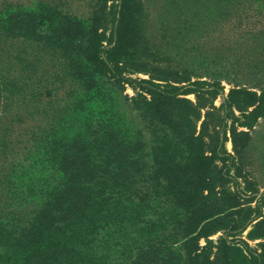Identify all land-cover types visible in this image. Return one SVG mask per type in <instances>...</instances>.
<instances>
[{
	"label": "rangeland",
	"instance_id": "1",
	"mask_svg": "<svg viewBox=\"0 0 264 264\" xmlns=\"http://www.w3.org/2000/svg\"><path fill=\"white\" fill-rule=\"evenodd\" d=\"M11 1L32 3L36 0ZM51 1L59 3L64 11L77 19V30L100 33L103 39L100 43L105 49L114 44L111 29L113 18L118 16L117 1ZM136 2L138 5L131 11L137 18L126 19L123 24L138 30L142 49L139 56L130 57L129 61L140 58L139 62L176 73L180 71L190 78V82H203L204 88L218 85L216 87L221 91L213 100L199 101L203 107H197L200 118L194 121L195 135L200 131L204 133L205 155L214 156L212 149L218 145L233 155V159L225 164L223 175L221 171L216 172L223 166L222 162L218 158L209 161L208 184L213 187L209 193L206 186L194 182L193 172L201 165L191 153L189 138L176 134L143 108L137 97L140 93L138 85L134 89L121 82L112 84L110 74L98 75L93 66L84 71L89 83H84L88 88L85 90L82 86L83 92L79 97L73 94L78 89L76 83L60 86L59 82L56 83L59 87L53 99L56 106L63 108L66 104L67 113H70L82 104L92 120H98L105 131H111L110 135L85 133V137L96 136V139L87 138L84 165L73 166V171L86 181L87 192L99 206L89 203L79 217L77 237L88 233L82 251L93 257L119 259V264H225L218 256L217 239L230 228V223L216 221L218 206L210 202L216 191L225 190L253 196L250 201L239 199L241 208L230 211L243 209L240 215L233 216L243 218V231H228L229 236L225 237L229 242H236L237 246L242 240L244 253L252 257L262 252L264 241V238L254 237L259 232L249 237L253 225L261 218H255L257 197L264 194V108L247 127L239 125L244 121L240 111L222 104L235 84L257 94L264 85V0ZM75 41L83 45L84 38L78 33ZM62 53L54 46L43 45L39 49L41 58L55 61L56 67L63 59ZM79 71L83 73L81 68ZM122 73L131 79H147L150 75L144 70L128 68H124ZM156 82L165 84L164 81ZM171 84L180 86L184 83ZM142 94L149 99L148 94ZM183 96L196 103L195 93ZM253 108L248 107L245 113ZM207 112L210 114L205 117ZM80 120L76 116L72 127H77ZM33 122L28 124L36 125L39 118ZM45 126L48 129L49 124L42 119L41 127ZM234 126L237 131L248 133L245 148L238 155L234 154L231 141L230 129ZM214 131L218 133L213 134ZM79 134L77 130L72 132V142L83 139ZM26 138L24 135L22 139ZM34 159L20 163L16 180L9 176L8 171L0 174V220L13 217L26 223L33 211L37 212L46 202L38 189L42 183L52 179V170L37 160L31 162ZM105 165L120 169L109 174ZM178 174H182V180L176 178ZM73 177L75 181L69 187L78 189L83 180ZM8 181L21 182L22 186L15 192L11 187L13 184H8ZM98 191L104 193L102 204H99ZM205 196H211L209 201ZM201 199L204 205L195 206L194 201ZM261 209L264 214V208ZM99 211L105 215L101 223L103 216ZM115 211L119 216L113 222L111 216ZM205 217L206 220L196 226ZM186 239L189 240L183 242ZM121 241L128 247L125 246V251L118 255L116 249L122 248L118 246ZM201 249L203 253H200Z\"/></svg>",
	"mask_w": 264,
	"mask_h": 264
},
{
	"label": "trees",
	"instance_id": "2",
	"mask_svg": "<svg viewBox=\"0 0 264 264\" xmlns=\"http://www.w3.org/2000/svg\"><path fill=\"white\" fill-rule=\"evenodd\" d=\"M114 1H117L115 6L118 8V16L113 18L111 29L114 44L105 49L100 43L103 41L101 34L96 31L84 33L77 30V19L64 11L65 8L59 3L51 0H36L32 3L0 0V174L8 171L9 176L16 180L19 177L20 163L30 162L33 158L35 159L31 162L37 160L52 170V179L42 183L38 189L40 195L46 198V202L37 212L33 211L26 223H21L13 217L0 220V264H119V259L107 260L106 257L96 255L93 257L82 251V244L86 241L88 233L78 238L76 228L80 224L79 217H82L89 203L97 206L98 203L90 196V192H87L86 181L73 171V166L84 165L87 138L96 137H85V133L110 135L111 131H105L98 120H92V116L85 112L82 104L67 113L66 104L61 108L53 101L59 88L56 85L58 82L59 86L68 82L76 83L78 89L73 94L79 97L83 92L82 86L85 90L88 88L84 84L89 83L84 72L88 66H93L98 75L110 74L112 84L121 82L133 86L134 89L135 85H138L140 93L137 97L142 101L143 108H147L157 120L176 134H184L189 138L191 149L196 152L191 153L201 165L193 172L194 182L206 186L209 193L213 190L208 184L209 161L218 158L223 166L216 172L221 171L223 175L222 169L227 166L225 164L229 159H233V155L218 145L212 149L214 156L205 155V144L202 141L204 133L200 131L195 135L194 121L200 118L197 107H203L199 101H206L208 98L213 100L221 88L216 87V84L204 88L203 82H190V78L180 71L176 73L152 66L150 63L139 62L140 58L129 61L130 57L139 56L142 40L138 30L124 26L123 21L137 18L131 10L136 8L138 3L136 0ZM78 33L84 38L83 45L75 41V35ZM40 45L54 46L63 52L60 55L63 59L59 60L58 67L55 66V61L41 58ZM83 55L85 58H80ZM146 66L152 67L149 69ZM80 68L83 73L79 71ZM124 68L133 71L144 70L150 75L147 79H131L122 73ZM155 80L164 81L165 84ZM171 82L184 84L177 86ZM235 86L223 98L222 105L235 107L240 111L244 121L239 125L249 127L250 122L259 116L264 108V85L260 87L259 94L247 87L238 84ZM142 93L148 94L149 99ZM188 93H195V104L183 96ZM250 106L254 108L245 113ZM208 114L210 113L207 112L205 117ZM76 116L81 120L77 127L73 128L72 121ZM38 118L36 125L28 124L34 123ZM42 119L48 122V129L46 126L41 127ZM75 130L83 138L77 143L71 139ZM230 132L234 154L238 155L245 148L248 133L237 131L235 126L231 127ZM215 133L218 132L214 131L213 134ZM24 135L26 139H22ZM202 161H205V164ZM105 166L109 174H114L120 169L118 166ZM73 175L83 180L78 189L69 187L75 181ZM176 178L182 180V174H178ZM8 184H13L11 187L15 192L22 186L21 182L8 181ZM249 190L253 193L252 189ZM178 192L182 193L180 190ZM103 195V192L98 191L99 204L104 202ZM210 197H207V201ZM252 197H246L245 193L241 195L225 190L216 191L212 195L210 202L218 206L216 221L221 224L230 223V228L217 239L218 256L225 264H264V241L261 244L262 252L248 257L244 253L242 240H239L240 246H237L236 242H229L225 238L229 236L228 231H243V218L233 217L240 215L243 209L238 212L230 211L241 208L239 199L250 201ZM256 201L258 204L255 218H261L253 225L249 237L254 232H259L254 237L264 238V214L261 209L264 208V194L258 195ZM204 203L202 199L194 201L195 206ZM224 204H227L226 207L219 208ZM99 212L103 216L99 222L101 223L105 215ZM118 216L117 211L112 212V221ZM204 220L206 217L197 222L196 226ZM225 228L226 226L223 227ZM194 229L188 233L191 234ZM130 243L131 241L129 246ZM118 246L122 247L116 249L118 255L125 251V246L128 247L124 241ZM200 253H203V249Z\"/></svg>",
	"mask_w": 264,
	"mask_h": 264
}]
</instances>
